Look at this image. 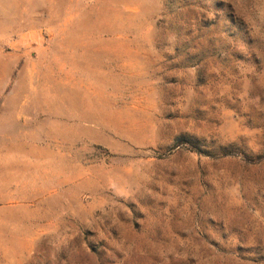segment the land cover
Listing matches in <instances>:
<instances>
[{
	"label": "rangeland",
	"instance_id": "374dc122",
	"mask_svg": "<svg viewBox=\"0 0 264 264\" xmlns=\"http://www.w3.org/2000/svg\"><path fill=\"white\" fill-rule=\"evenodd\" d=\"M0 264H264V0H0Z\"/></svg>",
	"mask_w": 264,
	"mask_h": 264
}]
</instances>
